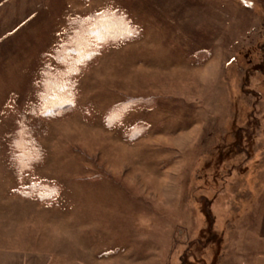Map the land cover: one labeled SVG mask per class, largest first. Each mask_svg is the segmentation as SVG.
<instances>
[{
    "label": "rangeland",
    "instance_id": "obj_1",
    "mask_svg": "<svg viewBox=\"0 0 264 264\" xmlns=\"http://www.w3.org/2000/svg\"><path fill=\"white\" fill-rule=\"evenodd\" d=\"M105 11L130 34L86 37L74 101L43 113L24 175L15 108H44L60 31ZM37 179L48 198L22 194ZM263 199L264 0H0V220L22 246L46 264H249Z\"/></svg>",
    "mask_w": 264,
    "mask_h": 264
},
{
    "label": "trees",
    "instance_id": "obj_2",
    "mask_svg": "<svg viewBox=\"0 0 264 264\" xmlns=\"http://www.w3.org/2000/svg\"><path fill=\"white\" fill-rule=\"evenodd\" d=\"M117 12L105 11L103 13H93L91 15V20H89L88 15L84 19H80L82 22L79 23L78 17H74L70 22L67 23V28L64 31H60L61 41L53 48L50 53V62H45L42 67L43 80L38 82L37 87L40 93L39 95L45 98L44 108L38 109L33 107V111L28 113V108L26 110H18L15 108V119L18 122V125L15 128L14 135H12V141L15 137L14 143L17 144L13 149L10 148L9 151V160L15 165V168L19 170L26 169L24 175L30 174L33 169L32 164L38 161V151L36 145V129L42 127L41 121H45L43 113H48L49 115H55L56 112H63L66 105L71 104L74 101L70 87H73L74 81L72 76L78 73L79 69H82L85 60L86 53H89L91 48L94 47L93 42L88 43L87 36H93L98 38L96 33L101 32L103 36L120 38L130 34V30L125 27L126 18L124 16H119ZM92 22L91 31L84 29L82 25L87 21ZM116 25L113 28H110L108 25ZM82 24V25H81ZM108 27V28H107ZM88 30V31H84ZM100 33V34H101ZM66 39L71 41V45H65L64 42H68ZM73 41H72V40ZM94 41V40H93ZM95 43V42H94ZM86 44V45H82ZM85 52V53H84ZM53 62L59 64V66L53 65ZM50 72L55 73L50 77ZM55 83L53 87H50L51 83ZM66 87V88H65ZM59 88H61L59 90ZM64 89V90H63ZM59 90L61 93H57ZM70 94V96H69ZM55 96H57L56 99ZM69 96V98H68ZM33 115V116H32ZM31 117V121H28V117ZM38 130V131H39ZM35 143V144H34ZM20 174L23 173L19 171ZM28 172V173H27ZM42 186L37 188L38 186ZM50 183L45 180H31L30 184L20 188L23 195H32L36 198L44 197L48 198L50 193L46 191L45 188H48ZM51 186L54 187V184L51 183ZM35 194V195H33Z\"/></svg>",
    "mask_w": 264,
    "mask_h": 264
},
{
    "label": "crops",
    "instance_id": "obj_3",
    "mask_svg": "<svg viewBox=\"0 0 264 264\" xmlns=\"http://www.w3.org/2000/svg\"><path fill=\"white\" fill-rule=\"evenodd\" d=\"M10 201L15 203L17 200ZM22 205L28 207L26 202ZM252 208L251 206V212ZM254 209L261 212V214L256 215L254 219L253 217L250 218L248 239L251 259L249 264H264V199L258 201ZM26 219L21 227L25 226L28 230H32L38 225V221L33 216H28ZM253 223L255 224L253 225ZM13 228L15 227L9 226L6 221L0 220V264H46L44 261L46 253L45 251L35 250V240H30L28 237V247L22 246L24 240L21 233L24 230L20 229L18 231L20 235H16ZM24 239H27V237Z\"/></svg>",
    "mask_w": 264,
    "mask_h": 264
},
{
    "label": "snow or ice",
    "instance_id": "obj_4",
    "mask_svg": "<svg viewBox=\"0 0 264 264\" xmlns=\"http://www.w3.org/2000/svg\"><path fill=\"white\" fill-rule=\"evenodd\" d=\"M97 15H99V13Z\"/></svg>",
    "mask_w": 264,
    "mask_h": 264
}]
</instances>
